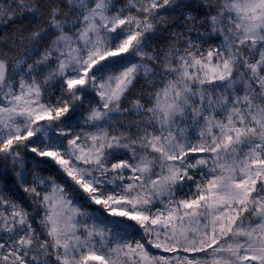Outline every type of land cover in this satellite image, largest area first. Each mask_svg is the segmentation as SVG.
Returning a JSON list of instances; mask_svg holds the SVG:
<instances>
[{"label":"snow or ice","instance_id":"obj_1","mask_svg":"<svg viewBox=\"0 0 264 264\" xmlns=\"http://www.w3.org/2000/svg\"><path fill=\"white\" fill-rule=\"evenodd\" d=\"M0 264H264V0H0Z\"/></svg>","mask_w":264,"mask_h":264}]
</instances>
